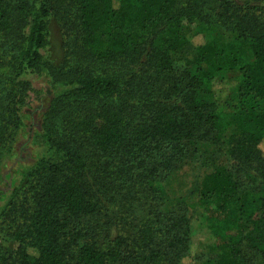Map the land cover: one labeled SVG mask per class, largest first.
<instances>
[{
	"label": "trees",
	"instance_id": "1",
	"mask_svg": "<svg viewBox=\"0 0 264 264\" xmlns=\"http://www.w3.org/2000/svg\"><path fill=\"white\" fill-rule=\"evenodd\" d=\"M69 2L72 25L59 0H0V68L10 73L0 173L29 93L41 92L36 78L45 86L43 150L0 207V231L15 242L0 245V264H180L190 219L163 208L160 184L232 128L226 160L198 192L210 262L247 264L245 250L264 259V0ZM53 21L74 40L58 65L44 54ZM219 28L232 40L202 31ZM233 71L220 99L213 80Z\"/></svg>",
	"mask_w": 264,
	"mask_h": 264
},
{
	"label": "rangeland",
	"instance_id": "2",
	"mask_svg": "<svg viewBox=\"0 0 264 264\" xmlns=\"http://www.w3.org/2000/svg\"><path fill=\"white\" fill-rule=\"evenodd\" d=\"M59 3L64 9V16L68 18L69 24L72 25L76 20L74 8H71L69 0H59ZM182 27L185 31L196 30L198 29V23L184 20ZM202 31L208 41L215 39L219 41L232 40L231 36L222 28ZM73 32V30L70 31L71 36ZM64 35L65 33L61 25L57 21H53L50 43L44 54L46 58L57 65L71 60V49L74 46V40L73 38H68L65 43ZM195 42H202V38L196 37ZM9 74L8 67L6 69L0 68V140L2 132L7 127L6 113L8 103L10 102ZM235 74V71L226 72L213 80L216 93L220 99L227 93L225 80L235 76ZM34 88L41 92L32 91L29 93L27 105L23 109L24 127L15 144V155L5 162L0 173V207L3 206L6 198L9 196L11 188L14 187V182L18 183L21 179L22 172L25 170L23 166L29 165L37 152L43 150L41 147L42 139L37 132V123L38 117L41 116L39 113L44 110L45 100L43 96L45 92L43 90L45 86L42 81L39 82L38 78H36ZM234 132V128L225 132L216 145L206 141L198 143L194 155L177 170L166 175L160 184L165 192L163 195V208L171 210L178 206L184 207L190 219L189 248L185 256L182 257L180 264H212L210 261L214 255L210 251L211 240L205 226L207 213L200 203L198 192L204 174L212 171L218 164L226 160L228 150L227 140ZM3 175L8 176L5 181L1 180ZM0 245L4 248L12 249L15 247V242L4 231H0ZM244 253L247 257V264H264V259L254 254L253 251L245 250Z\"/></svg>",
	"mask_w": 264,
	"mask_h": 264
}]
</instances>
